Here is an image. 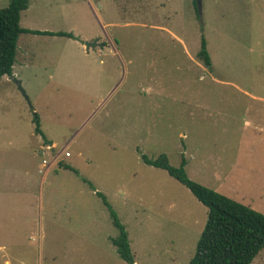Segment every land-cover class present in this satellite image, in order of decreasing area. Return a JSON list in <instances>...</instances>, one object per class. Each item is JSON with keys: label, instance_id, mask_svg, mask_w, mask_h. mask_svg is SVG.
Wrapping results in <instances>:
<instances>
[{"label": "rangeland", "instance_id": "obj_1", "mask_svg": "<svg viewBox=\"0 0 264 264\" xmlns=\"http://www.w3.org/2000/svg\"><path fill=\"white\" fill-rule=\"evenodd\" d=\"M29 4L21 27L74 37L21 33L23 92L0 77V264H129L96 192L134 264H187L207 208L143 156L264 214V0Z\"/></svg>", "mask_w": 264, "mask_h": 264}, {"label": "trees", "instance_id": "obj_2", "mask_svg": "<svg viewBox=\"0 0 264 264\" xmlns=\"http://www.w3.org/2000/svg\"><path fill=\"white\" fill-rule=\"evenodd\" d=\"M7 1V6L0 8V77L12 75L17 40L21 33L74 37L71 32L40 31L21 27L20 15L27 9L29 0ZM197 57L206 66L211 65L204 38L201 39ZM33 115L35 133L43 135L38 115L35 112ZM44 141L49 144L46 139ZM143 161L165 170L207 208L205 224L196 242L194 254L187 264H251L259 251L264 248V214L190 179L185 171L184 159L179 166H172L165 154H160L154 159L143 156ZM60 166L76 173V170L67 164ZM96 194L109 209L113 225L118 229V234L110 238L111 243L121 259L134 264L124 226L111 210L106 197L100 192Z\"/></svg>", "mask_w": 264, "mask_h": 264}, {"label": "crops", "instance_id": "obj_3", "mask_svg": "<svg viewBox=\"0 0 264 264\" xmlns=\"http://www.w3.org/2000/svg\"><path fill=\"white\" fill-rule=\"evenodd\" d=\"M30 7V4H28V7H27V9ZM26 9V10H27ZM25 10V11H26ZM24 28V27H23ZM26 29H30V28H26ZM32 30H40V31H54V32H56V31H62V30H47V29H32ZM66 32V31H65ZM29 34H32V33H29ZM73 34V33H72ZM33 35H39V34H33ZM42 36H47V37H58L57 35H53V36H51V35H42ZM73 36H74V34H73ZM172 36H175V35H173L172 34ZM59 37H65V36H59ZM77 37H79L81 40H90V41H92V39H94V37H96V36H77ZM66 38H69V37H66ZM69 39H71V38H69ZM96 44L94 45V47H96L97 49V51H99L100 53L102 52V50L103 49H105V47H107L108 45L105 43V42H103V41H99L98 39H97V41L95 42ZM83 47H84V45H83ZM87 50H89V47H87L86 48ZM115 52H117V50L115 49L114 50ZM31 57H32V54H31ZM12 70H13V68H12ZM4 250V246L2 245V244H0V251H3ZM5 263H9V260L8 259H6L5 260Z\"/></svg>", "mask_w": 264, "mask_h": 264}, {"label": "water", "instance_id": "obj_4", "mask_svg": "<svg viewBox=\"0 0 264 264\" xmlns=\"http://www.w3.org/2000/svg\"><path fill=\"white\" fill-rule=\"evenodd\" d=\"M200 9H201L200 0H198V11H199V12H200ZM95 44H96L95 42H94L93 44H88V43H86V47H88L89 45L93 46V45H95ZM10 78H11L13 81L16 82V84L18 85V88L23 92V89H22V87H21V83H20V81L17 80V79L15 78V76H13V75H11Z\"/></svg>", "mask_w": 264, "mask_h": 264}]
</instances>
